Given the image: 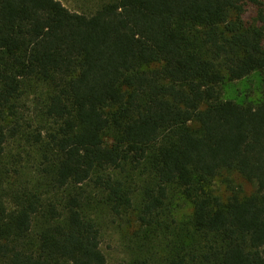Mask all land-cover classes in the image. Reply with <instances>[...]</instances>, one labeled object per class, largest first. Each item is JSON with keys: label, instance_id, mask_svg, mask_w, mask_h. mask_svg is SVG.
I'll use <instances>...</instances> for the list:
<instances>
[{"label": "trees", "instance_id": "1", "mask_svg": "<svg viewBox=\"0 0 264 264\" xmlns=\"http://www.w3.org/2000/svg\"><path fill=\"white\" fill-rule=\"evenodd\" d=\"M254 74L256 100L223 97ZM233 175L252 191L222 200ZM171 191L190 220L131 264H264V0H0V264H107L99 206L155 236Z\"/></svg>", "mask_w": 264, "mask_h": 264}, {"label": "rangeland", "instance_id": "2", "mask_svg": "<svg viewBox=\"0 0 264 264\" xmlns=\"http://www.w3.org/2000/svg\"><path fill=\"white\" fill-rule=\"evenodd\" d=\"M59 1L72 12L92 15L109 0ZM261 86V78L257 74H254L244 80L226 84L222 88V93L225 99H232L244 103L250 100H256L260 96ZM24 102L30 106V100L24 98ZM8 152H18L14 143L12 147L9 148ZM34 156V154H31V157L24 156L25 168L23 170V179H26L27 172L30 173L33 171L32 168L35 164L34 162L32 164V159ZM1 161L4 163L10 161V156L7 158L5 155ZM113 175L118 179L127 180L125 174L115 172ZM132 177L135 181L134 188L137 189L134 193L133 201L135 208L138 209L142 203L143 179L148 178V175L139 171L133 174ZM212 190L215 195L225 200L226 196H228L232 190L249 193L252 191V186L243 179L233 175L230 176L227 181L223 179L216 180L213 183ZM89 192L92 196H95V199L100 200L98 196L96 197L95 194L97 191L94 188L90 189ZM172 195L174 196L171 198ZM169 200L172 202V213L162 216L161 221L170 223L172 228L170 231L160 230L155 236L152 235L151 231L153 227H142L140 225L139 221L136 219L138 214L137 211L131 212V218L127 216L121 219L109 212L106 207H104L103 203L99 206L96 210L95 218L101 228V250L106 257L107 264H131L133 259L139 255L140 246L144 241L143 237L147 234H150L153 238V246H155L156 249H164L168 241L174 239V232L179 229V224L187 223L190 220L193 207L188 201L184 200L179 193L171 191ZM172 219H175L177 225H173Z\"/></svg>", "mask_w": 264, "mask_h": 264}]
</instances>
